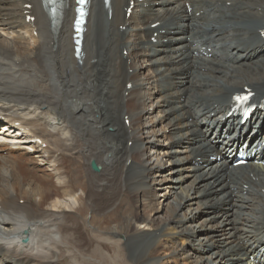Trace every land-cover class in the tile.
Returning <instances> with one entry per match:
<instances>
[{"label": "bare ground", "instance_id": "bare-ground-1", "mask_svg": "<svg viewBox=\"0 0 264 264\" xmlns=\"http://www.w3.org/2000/svg\"><path fill=\"white\" fill-rule=\"evenodd\" d=\"M89 2L77 58L75 0H63L55 19L42 0H0V114L23 132L15 147L0 141V264H151L167 245L171 262L208 264L215 246L226 264H264V167L228 159L246 142L237 129L255 131L246 150L264 141V0H134L129 18L128 0ZM246 90L258 109L242 127L227 114ZM163 159L172 168L159 181L162 201L188 178L192 194L160 219L157 200L146 217ZM195 204L211 215L207 247L184 214ZM121 206L134 211L112 227L106 217ZM234 207L246 210L239 229L220 222Z\"/></svg>", "mask_w": 264, "mask_h": 264}, {"label": "rangeland", "instance_id": "rangeland-1", "mask_svg": "<svg viewBox=\"0 0 264 264\" xmlns=\"http://www.w3.org/2000/svg\"><path fill=\"white\" fill-rule=\"evenodd\" d=\"M165 42H166V40H165ZM154 62H156V61H154ZM147 65H149V63H144L142 67L143 68L144 67H147ZM152 69L155 71V73H160V71H158V67L157 66H152ZM128 73L131 74L132 71H128ZM144 75H146V74H144ZM247 76L248 75H245L244 76V79H246ZM175 82H178V81H175ZM181 101H184V98H182ZM157 111H159V110H157ZM157 111L154 110V113L156 114ZM189 122H191V119H189ZM202 129H204V128H202ZM129 134H131V133L129 132ZM179 138H180V135L179 136H176L174 139L175 140H178ZM129 146H131V143L129 144ZM179 157L180 158H184V157H186V154L185 153H182V154L179 155ZM206 158H207V160H209L208 159L209 156H207ZM195 160L199 164L201 163L200 157H195ZM162 163L164 165L162 166V168L159 171V173H157V175H153L152 176V179L155 180V181L151 182V180H150V182H151V188L154 189V192H155V194H156L157 197L151 199V202H150L149 207H147L143 211V214L146 217H149L150 214H154L153 211L157 207V200H161L162 201L164 199L163 196H164L165 191L162 189V187L163 186H166V184H163V183L162 184H159V181L162 178L166 177V176H164V174H166L167 172H169L171 170L172 166H171V164L169 162H166V159H163L162 160ZM76 167L78 169L79 168V165H77ZM80 173L78 175L79 176L78 177V183H79L78 185H79V187L77 189V194H78V196H80L81 200H83V202H84V194L81 191H79V189H83L84 187H86L87 186V183H86V180H85V176L83 175L84 174V171L81 170ZM184 175H187V174H184ZM187 180H186L187 182L185 181V184L183 186H181L180 189L178 187L176 188V190L174 189L175 191L172 192V196L171 197H169L166 201H162L161 205L159 206V212H158L159 214H157L155 216L156 219H160L162 217H165L166 216V213L170 210V208H172V204L174 205L177 202V200L180 201L182 198L185 197L186 194H189V195L192 194V191H191V188H190V185H191L190 182H192V180L191 179L189 180V178ZM182 189H184L185 191H182ZM223 201L224 200L222 199V200L218 201L217 204H222ZM167 202H169L170 205L166 207L165 204ZM20 203H22V202H20ZM128 205H131V203H128ZM191 209H193V210L191 211ZM132 210L128 211V209L126 208V206H121L118 209H116V211H113L110 214L109 217H106V220L109 222V224L112 227H114L115 226V223H112L111 224V222H116L117 223V222L122 221V220H123V222L128 221L125 218L128 217V215L130 216ZM183 210H186L187 211V213H184V211H183L184 214L188 215L187 219H190L191 218V221H190L191 224L190 225H191L192 234L194 235V231L196 232V236H194V239L197 242H201L205 247H207L208 246V243L204 239L205 237L203 236V230L205 229L206 226H208V222H205V220H207L208 218H210L211 215L209 213L208 214L204 213V211H207L205 207L197 208V204H195V205H193L192 207H189V208H186L185 207ZM188 210H190V212ZM80 212H82V211L80 210ZM244 213H246V210H238V208H236V207L231 208L230 211H229V216L226 217V218H222L223 220L225 219V221H220V222L222 223V226H224V224L227 225L228 222L235 223V225H234L235 229L236 228L239 229L240 228V223L243 221L242 214H244ZM86 214H87V211H86ZM180 214H182V213L180 212ZM89 216H90V214L88 215V218H89ZM226 220H227V222H226ZM230 230L231 229H229V231ZM234 231H235L234 232V235H237L239 233L238 230H234ZM208 234H211V235L208 236ZM206 235L208 237H213V233H210V230H207ZM219 238L220 237H218L217 239H219ZM118 239L119 240H122V237H119ZM200 239H204V241L203 240L200 241ZM152 240L153 239L149 240V242L150 241L152 242ZM167 246L169 248H166L164 250H163V248L160 249V254L157 256L158 258H156V259H150L151 264H153V263L154 264H158V263L159 264H188V262L190 264V262H191L190 260L191 259L189 261L188 260H183V259H176L173 262L168 261V256H169L168 253L171 252V245H167ZM227 247L228 246L221 247V248H219V250H226ZM183 248H184L185 253H188V254H192L193 253V251H192V253L189 251L188 246H185L184 245ZM148 251H149V246H147L145 249H143L141 251V253H142V255H144L145 253H148ZM209 252H210L209 254L214 255L215 257H210V259H209V257H208L209 254L205 255V258H208L209 259V260L207 259L208 264H210L209 262L211 260L213 261L214 264H226L225 263V259H220L216 255L219 252L215 250V246H209ZM127 257L129 258V260L134 261V259L132 258V252L131 251H129V252L127 251ZM141 258H142L141 261H148L146 256L141 257ZM62 261L63 262H61L60 264H69V260H67L66 258H65V260L63 259Z\"/></svg>", "mask_w": 264, "mask_h": 264}, {"label": "snow or ice", "instance_id": "snow-or-ice-1", "mask_svg": "<svg viewBox=\"0 0 264 264\" xmlns=\"http://www.w3.org/2000/svg\"><path fill=\"white\" fill-rule=\"evenodd\" d=\"M78 2L80 3V4H83V3H85L86 2V0H78ZM81 16H83V12L81 11ZM236 99L239 101V100H247V97L245 96V97H236Z\"/></svg>", "mask_w": 264, "mask_h": 264}, {"label": "water", "instance_id": "water-1", "mask_svg": "<svg viewBox=\"0 0 264 264\" xmlns=\"http://www.w3.org/2000/svg\"><path fill=\"white\" fill-rule=\"evenodd\" d=\"M92 169H93L94 171H98V170H99L94 164H92Z\"/></svg>", "mask_w": 264, "mask_h": 264}]
</instances>
